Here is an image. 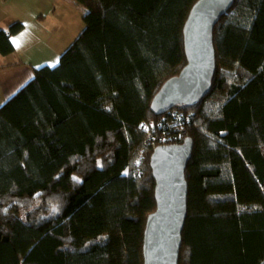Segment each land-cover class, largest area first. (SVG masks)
<instances>
[{
	"label": "trees",
	"instance_id": "trees-1",
	"mask_svg": "<svg viewBox=\"0 0 264 264\" xmlns=\"http://www.w3.org/2000/svg\"><path fill=\"white\" fill-rule=\"evenodd\" d=\"M197 1L71 0L83 31L0 108V264H143L148 134L193 142L178 264H264V0L215 25L206 96L151 109ZM22 29L0 32L1 55Z\"/></svg>",
	"mask_w": 264,
	"mask_h": 264
},
{
	"label": "water",
	"instance_id": "water-1",
	"mask_svg": "<svg viewBox=\"0 0 264 264\" xmlns=\"http://www.w3.org/2000/svg\"><path fill=\"white\" fill-rule=\"evenodd\" d=\"M234 0H198L183 27L186 65L167 80L151 102L156 114L178 105L191 106L206 96L215 72L213 29ZM193 142L154 148L149 167L155 182V211L147 217L143 235V264H178L182 231L187 216L185 168Z\"/></svg>",
	"mask_w": 264,
	"mask_h": 264
},
{
	"label": "crops",
	"instance_id": "crops-1",
	"mask_svg": "<svg viewBox=\"0 0 264 264\" xmlns=\"http://www.w3.org/2000/svg\"><path fill=\"white\" fill-rule=\"evenodd\" d=\"M82 13L71 0H0V32L19 23L23 29L10 37L14 52L0 54V108L42 66L54 67L83 31Z\"/></svg>",
	"mask_w": 264,
	"mask_h": 264
},
{
	"label": "built area",
	"instance_id": "built-area-1",
	"mask_svg": "<svg viewBox=\"0 0 264 264\" xmlns=\"http://www.w3.org/2000/svg\"><path fill=\"white\" fill-rule=\"evenodd\" d=\"M141 128L142 129H146L145 125H142ZM148 138H149L148 142L149 141L150 142H159L160 143L159 146L174 144V143H170V141H171L170 138H167V139H165V138H157V137H155V136H153L151 134H148Z\"/></svg>",
	"mask_w": 264,
	"mask_h": 264
},
{
	"label": "rangeland",
	"instance_id": "rangeland-1",
	"mask_svg": "<svg viewBox=\"0 0 264 264\" xmlns=\"http://www.w3.org/2000/svg\"><path fill=\"white\" fill-rule=\"evenodd\" d=\"M79 22H81L82 26L84 27L82 20H81V21L75 20V28H76V25H77ZM74 33H76L77 36L80 35L81 32H80V30H79V27H77L76 32H74ZM63 52H64V51H63Z\"/></svg>",
	"mask_w": 264,
	"mask_h": 264
}]
</instances>
